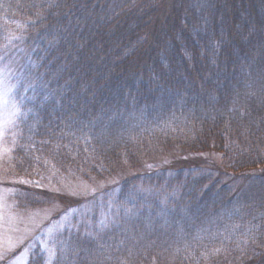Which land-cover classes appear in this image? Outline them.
I'll return each mask as SVG.
<instances>
[{
	"label": "trees",
	"instance_id": "1",
	"mask_svg": "<svg viewBox=\"0 0 264 264\" xmlns=\"http://www.w3.org/2000/svg\"><path fill=\"white\" fill-rule=\"evenodd\" d=\"M6 48L27 51L21 172L124 174L118 221L55 264H264V0H0Z\"/></svg>",
	"mask_w": 264,
	"mask_h": 264
},
{
	"label": "rangeland",
	"instance_id": "2",
	"mask_svg": "<svg viewBox=\"0 0 264 264\" xmlns=\"http://www.w3.org/2000/svg\"><path fill=\"white\" fill-rule=\"evenodd\" d=\"M22 50L23 54L17 53L20 49L13 52L6 48L0 54V264H34L32 261L35 257L36 264H55L59 258L62 262L74 263L83 254L78 243L81 240L80 231L82 233L91 226L100 227L118 221L122 209L117 206L116 200L123 195L121 190L117 193V188L112 187V184L116 179L121 180L124 174L119 172L111 178L95 179V176L81 171L76 173L72 167L66 169V173H56L55 165L49 160L32 164V168L37 170L33 176L21 172L18 167L22 166L26 158L17 156L15 148L23 133L20 126L23 115L15 94L20 78L26 77V72L22 71L27 51L26 48ZM169 152L162 151V159L156 162L164 163L162 161H167L169 155L172 157L175 153ZM204 155L221 165V154ZM25 165L31 163L25 162ZM128 172L133 174L134 169ZM42 179L47 182H35ZM140 179L128 183L129 191L132 186L137 188L141 185L138 182ZM164 182L161 181L152 191L157 192L158 188L173 191ZM154 184H142L141 192L146 193L148 187L151 189ZM44 190L49 195L50 203L24 208L17 205L19 193L31 200L33 196L39 197ZM61 195H67L68 201H63ZM69 200L74 201L72 205H69ZM131 205L125 203L127 211L132 210ZM141 205L136 207L140 208ZM90 260L92 262L93 259Z\"/></svg>",
	"mask_w": 264,
	"mask_h": 264
}]
</instances>
